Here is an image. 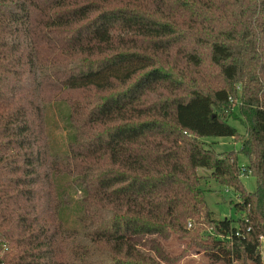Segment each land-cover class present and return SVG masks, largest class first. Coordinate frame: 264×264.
<instances>
[{
  "label": "trees",
  "instance_id": "trees-1",
  "mask_svg": "<svg viewBox=\"0 0 264 264\" xmlns=\"http://www.w3.org/2000/svg\"><path fill=\"white\" fill-rule=\"evenodd\" d=\"M53 101L70 109L64 154ZM210 178L236 193V221L215 217ZM61 181L82 193L73 228ZM198 229L214 262L264 264V0H0V264H175L161 239Z\"/></svg>",
  "mask_w": 264,
  "mask_h": 264
},
{
  "label": "rangeland",
  "instance_id": "rangeland-1",
  "mask_svg": "<svg viewBox=\"0 0 264 264\" xmlns=\"http://www.w3.org/2000/svg\"><path fill=\"white\" fill-rule=\"evenodd\" d=\"M199 48L204 57V67H200V71L202 73L201 76H206L207 80L211 82L214 87H220L223 81L218 72V68L209 63L208 48ZM237 86L238 91H240V84H237ZM233 95L236 96L237 94L235 93ZM236 112L237 115L231 117L229 122L231 125L237 128L239 133L245 134L247 128L241 121L240 110L238 107H236ZM69 113V105L65 101H53L45 105V126L48 133L51 150L54 153L64 154L67 152L66 145L69 136L73 133L71 121H68ZM203 140L210 144L218 152H227L230 150L238 151L240 149V143L232 137L207 136L204 137ZM243 162L247 164L246 160ZM198 172L205 175L210 173V171L206 168H199ZM241 180L244 184V187L248 191H256L258 184L257 176L255 174L246 171L241 175ZM204 186L207 188V202L210 208L214 211L216 218H231L233 221H236L239 217H241V213L237 211L233 205V202L238 201V197L231 188L221 185L217 180L212 178L208 179L204 183ZM71 187L72 185H67L66 181H63V183L62 181L60 182L61 197L63 196L64 200L66 199L68 202H70L67 206L63 207L61 216L67 223L66 225L70 228H73L71 226L76 227L81 208L79 204L72 202V199H74V197L79 198V195H82V193L81 191L79 193L77 186ZM64 193L65 195H63ZM208 233H210L208 229L203 232L202 229H198L193 231L192 239L189 237H184L182 239L172 237L165 240L161 239V242H163L168 254H179L184 252V256L175 264H221L219 262H214L206 255L205 250L209 249L207 246L199 245V240L202 242H208ZM261 249L264 250V237H262Z\"/></svg>",
  "mask_w": 264,
  "mask_h": 264
},
{
  "label": "built area",
  "instance_id": "built-area-1",
  "mask_svg": "<svg viewBox=\"0 0 264 264\" xmlns=\"http://www.w3.org/2000/svg\"><path fill=\"white\" fill-rule=\"evenodd\" d=\"M246 171L251 172L250 170H246V168L243 167V172H246ZM262 259L264 261V250L262 252Z\"/></svg>",
  "mask_w": 264,
  "mask_h": 264
}]
</instances>
